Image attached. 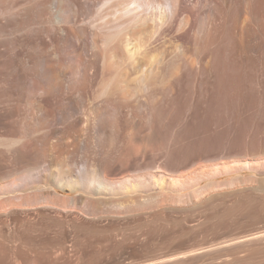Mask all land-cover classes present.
Listing matches in <instances>:
<instances>
[{"label":"rangeland","instance_id":"rangeland-1","mask_svg":"<svg viewBox=\"0 0 264 264\" xmlns=\"http://www.w3.org/2000/svg\"><path fill=\"white\" fill-rule=\"evenodd\" d=\"M33 1L30 3L31 6L40 7V3H44L45 0H37V3ZM53 1L60 2L50 0L49 7L53 5ZM6 2L0 0L2 6L0 8L3 9ZM52 8H49L51 10L48 12L51 16L53 11L51 17H54L56 10ZM97 8H93L97 11L92 10L94 11L91 12L92 17L91 15L89 18L79 17L84 20L78 18L74 24L61 23L60 26L53 20L55 18L49 16L45 26L49 25L48 28L53 32L59 27L73 28L74 31L78 30L77 27L83 30V27L87 37L88 34L89 38L94 37L96 33L91 32L92 26L89 24H99L100 14L97 16L96 14L100 12ZM35 11L37 10H34V13ZM87 30H91V34ZM96 46L94 45V49L88 52V55L84 51L80 52V55L79 52L73 54L70 48L64 52L65 57L72 62L74 60L81 69L87 61L88 66L85 65L84 70L89 68L94 70L99 63L103 65L106 62L104 78L98 77L90 90L81 89L75 92L74 96L79 98L78 101L74 100L75 97L70 90L67 93L65 89L64 96L55 97L41 114L40 111L33 112V108L20 103L19 115L13 117L17 124L12 119L14 122L12 125H16L17 129L25 131L26 134L29 133L27 140L33 144L32 146L29 144L30 153H22L18 146L16 147L19 150L15 146H7L8 138L0 130V264H264V168L256 171L240 170L238 166L236 167V163L241 160L264 157V150L261 151L264 148H258L260 151L257 153L253 147L246 150L238 148L239 151L236 149L238 143L235 140L233 143L236 145L232 140L230 143L229 140H225L227 143L223 141L226 143L225 146L219 143L222 140L220 135L225 131H221V128L214 129L211 123L214 115L213 113L211 115L209 107V93L201 95L185 78V62L194 59L190 48L174 41L167 42L165 48L163 46L159 51L158 59L161 58L162 61L159 70L144 83L146 87H143L135 82L130 73L131 67H129L131 80L124 78L127 70L126 54L121 53L112 60L110 57L101 60L102 54L100 55L101 52ZM54 52H51L52 56L50 54L47 56V64L57 61L59 54L55 52L56 55ZM84 54L89 59L87 57L84 59ZM3 59H7L8 63L7 57ZM58 60L61 61L59 57ZM63 65L65 64L62 63L63 69L67 67ZM109 74L115 77L112 89L114 92L112 91V95H103L101 83L106 81L103 79ZM37 80L38 86L45 87L43 78L39 77ZM118 81L119 84H116ZM123 87L127 89L126 94L123 93L126 89L120 90ZM121 95L126 96L125 99L121 98ZM66 104L69 105V109ZM112 105L121 109L120 117H117L119 124L124 117L129 121L128 132L125 133V135L129 133V146L125 147L126 149L123 146L117 148L121 145L120 138L116 146L113 144L112 149L111 146L110 149L107 148L105 152L108 153L109 149L111 155L107 154L109 163L111 160L113 164L106 165L102 159L105 152L102 153L100 150L101 140L105 139L106 135L100 134L99 122L96 120V123L95 118L97 119L98 115L104 118L112 117L113 113L110 115L111 111L114 112ZM263 105L264 103L260 108L262 111L259 109L261 111L259 116L264 113ZM63 107L68 110H64ZM39 118L45 122L49 121L47 128L50 130L59 128L60 135L48 134L50 130L47 128H44L46 131L38 128L37 132L40 134L39 132L37 134L31 123ZM245 120L247 117L243 115L240 121L244 123ZM62 121L69 123L68 126L65 127ZM258 133L256 135L262 137L263 141L264 136L261 133L264 132L260 126ZM145 137L152 138L155 142L151 148L148 147V152L145 150L146 154L142 147ZM217 139H220L218 144L222 146H216ZM217 147L220 150H217ZM221 147L228 148L222 150ZM230 148L234 149V152L229 151ZM249 150L255 152L251 153ZM119 151H124L122 153L124 156L121 157L120 153V157L116 159ZM217 151H222L219 157ZM226 152L227 155L229 153L228 156ZM236 152L245 155L240 156ZM255 153L258 156L254 155ZM112 155L115 161L111 159ZM57 162L69 164L75 175L82 174L84 169L101 171L113 182L130 180L131 183L120 192L115 190L101 193L91 189L71 192L60 186L45 184L40 178L47 175V170L52 169ZM223 164L230 170H224ZM157 170L166 179L160 182L148 180V174ZM30 171H33L34 176L26 179ZM211 172L212 174L208 176L207 174ZM196 173L203 174L198 178V185L193 181ZM169 179H172L173 183ZM248 179L255 181L251 183ZM232 180L234 186H222ZM240 181L244 183L241 184ZM213 183L221 187L213 189ZM48 186H52L53 195L48 193ZM205 186H208L207 194L198 200L193 192ZM45 192L46 198L50 197L47 198L48 202L43 198L40 201L44 202L19 205L23 202L21 199L34 197L36 194L40 196V193L44 195ZM175 195H181L183 199L177 203L174 200ZM70 197L84 198L85 202L91 201V204L94 202L103 209L98 211L99 207L93 213L88 206V209H85L88 202L85 203V207L67 203L64 205V201L67 202V198ZM138 203L146 207H133L141 205ZM91 204L88 205L91 207ZM126 207H130V211L125 210Z\"/></svg>","mask_w":264,"mask_h":264},{"label":"bare ground","instance_id":"bare-ground-1","mask_svg":"<svg viewBox=\"0 0 264 264\" xmlns=\"http://www.w3.org/2000/svg\"><path fill=\"white\" fill-rule=\"evenodd\" d=\"M3 1L6 2L5 0ZM31 1L33 0H7L4 8H0V130H2L3 134L8 138L7 146H18L22 153L31 152L29 151V147L31 149L33 144L31 145L27 140V134L29 133L26 134L25 131L17 129L15 127L16 125H12L14 120L13 117L19 115L18 113L20 111H18V108L19 106L21 107L20 103H23V105L25 104L31 109L33 108V112L35 110H37V112L40 111L41 114L45 107L48 106V104H50L55 97L58 95L61 96L64 92H66L64 91L65 89L67 90V93L70 90L69 92H72L73 97H75V92L77 93L81 89L90 90L94 81L98 77L102 78L106 73V71H104L105 61L103 65H100V63L98 65L96 64L97 67L94 70H92L93 68H89L91 69L90 72H88L89 69L84 70V66L88 63L86 61L87 59L85 60L86 63L84 62L85 64L82 67L83 71L79 68L80 65L75 64L74 60L72 62L65 57L66 55L64 52L67 48H70L73 54L79 52L80 55V52L84 51V53L88 55L87 53L94 49V45H97L96 47L100 50V55L102 54L103 57H100L101 60H105L109 57L112 60V58L124 53L127 56V70L124 78L126 77L125 79L130 81V78L133 76V78H135V82L143 85V87H146L144 83L155 75L162 63L160 60L161 58L158 59L159 51H161L162 47L166 45L167 42L169 43V41H174L180 45H185L190 48L194 59L190 62H185V78L194 89L200 92L201 95L209 93V107L211 109L210 111H212L211 115L212 113L214 115V120L212 119L213 122L211 123L214 129L221 128V131H225L221 135L219 134L220 139L222 140L217 139L216 146L219 145L220 147L221 145L218 144V140H220L219 143H223L225 140H229V143L230 140H232L233 143L235 140L236 143H238L236 149L239 148L246 150L248 147H253V149L256 148L255 150H257L256 152L258 153V151H260L258 148H264V139L262 141V137L259 138L258 135H256V133H260H258L259 126L264 132V113H260L261 115L259 116V112L262 111L260 108L264 103V99H262V97L264 98V0H59L60 4L57 2V5V3L53 1V5H51V7H49L50 4L48 3L50 0H45L44 3H40L41 8L37 6L34 7V5L31 6ZM34 1L37 3V0ZM0 7L2 6L0 5ZM33 7L35 9H33ZM95 7L99 8L97 9L100 13L96 14V16L100 14V22L98 25H90L92 24L90 23L89 26H92V31L87 30L88 32L94 31V33H96V35L92 34L94 37L91 36L89 38V34L87 37V33L85 34L83 27V30H79V27H77L78 30L76 31H74L73 28L59 27L55 28L57 30L53 32L48 28L49 25L47 27L45 26L47 25L46 21L48 22L49 18H55L53 20H56V23L60 24V26L61 23L74 24V22H77L76 19L78 20L79 17L86 16L89 18L88 16L90 15L92 17L91 12L96 10L93 9ZM49 8L56 10L54 17H51L54 13L53 11H51V16L49 15L48 11L51 10H49ZM34 10L37 11L34 13ZM47 17L49 18L47 19ZM93 18L95 17L93 16ZM79 19L81 20V18ZM82 20H84V18ZM49 22H51V20ZM57 24L55 25L58 27ZM84 24L86 25V23ZM145 31L147 32L145 33ZM96 47L95 51L97 50ZM163 48H165V46ZM52 51L57 52L59 56L54 52V54L57 55V61H53V64H50L51 62L47 64V56L49 54L51 55ZM89 55L91 56V54ZM4 57L8 58V63H6L7 59H3ZM58 57L61 61L58 60ZM86 57L87 56H85L84 59ZM100 58L98 57V59ZM62 63L65 64L63 66L67 65V67H64L63 69ZM76 63H78V61ZM96 63H98V61ZM87 66L88 64L86 67ZM86 67L85 69H87ZM129 67H131L130 73L132 75H130V78ZM109 75L103 79L106 81L104 82L102 80L104 83H101L103 84L101 85V93L103 95H110L113 91V85L115 84H113L115 81H113V78L115 79V77L112 74L111 75L113 77ZM39 77L43 78L45 81V87L43 85L38 86V83L36 84V80ZM116 84H119V81ZM30 86L32 87L31 89ZM115 88L117 89V87ZM121 89L123 90L124 87L120 88V90ZM123 93L126 94L127 89ZM125 97L122 96L121 98L125 99ZM64 99L65 98H63V100ZM75 99L77 98L75 97L74 100ZM204 100L207 99L204 98ZM23 109L25 110V108ZM31 109L29 111H32ZM65 109L67 108H64V110ZM259 109L261 111H259ZM120 110L121 109L115 105L113 106L114 112L111 111L110 113V115L113 113L112 117L104 118L98 115V118H95V121L97 120L99 122V126L98 124L97 126L100 134L106 135V138L101 140V148L103 149L100 148V150L102 153L105 152L107 148L110 149V146L112 149L113 144V146H116V143L120 138H122L119 141L121 145L119 146L117 144V148L122 146L125 148L129 146V133L125 135V133L128 132L127 129L129 128V121L126 117H124L125 119L122 117L123 120H121L120 124L118 123L119 121L117 120V117H120ZM68 112L69 111H67V113ZM36 113H34V116ZM20 115L22 116V113ZM243 115L247 117V120H245L244 123H241V121H244H240L241 117L243 119ZM32 116L29 117L31 118ZM66 116L68 117V115ZM38 117L39 115H37L36 118ZM127 118H129V115ZM15 121L16 120H14V122ZM62 122L65 127L69 124H66L64 121ZM33 123H31L33 127L32 129H35L34 131H36L37 134L39 132H37L38 128L44 130V128L46 129L49 125V121L45 122L44 120H40V118L35 121L34 124ZM55 123L56 121H54V124ZM60 126L63 127V125ZM47 129L50 130V128ZM59 133V128L48 132L50 135H58ZM41 134H43V132ZM261 134L264 136V133ZM45 135H47V133ZM45 135L43 137H45ZM153 142L152 138L145 137L143 139L142 147L145 154V150L147 151L148 147L151 148ZM225 142L227 143V141ZM224 143L223 145L225 146L226 143ZM236 143L234 145H236ZM231 144H229V146ZM224 148H222V150ZM109 149V154L105 152L106 155H104V153V157H102V159H104L103 161H105L104 164L107 163L108 165L112 163L111 160L109 163V158L107 156V154L111 156ZM216 149L220 150L218 147ZM228 150L234 152V149L230 148ZM255 150L253 151L255 152ZM263 150L264 149L261 151L263 152ZM251 151L252 150H249V152ZM253 151L251 153H253ZM123 152L119 151L117 153L118 156L116 157L115 155L116 159L120 157V153L121 157L124 156L122 155ZM211 152L212 151H210V153ZM218 152L219 151L216 153ZM221 152L222 151L217 154L218 157ZM233 152L232 154L234 155ZM237 153L239 155L243 154L236 152V154ZM149 154L147 153V155ZM206 154H208V152ZM212 154H214V152H212ZM225 154L227 155V152ZM209 155L212 156L211 154ZM243 155L242 157H244ZM254 155L258 156L256 153ZM111 159L115 161L113 155ZM233 163L235 162L233 161ZM224 164V170H230L228 167L229 165L227 163L226 164L228 166ZM236 164V167L238 166V169L240 170L251 169L257 171L264 168V157L262 156L261 158L252 160L251 158L244 159ZM230 168H232V166H230ZM47 172V175L40 178L45 184L55 187L60 186L71 192L88 189L98 193L115 190L120 192L126 189V187L131 183L130 180L113 182L103 175L101 171H87L84 169L82 174L75 175L69 164L65 162H57L54 167L52 169H48ZM212 172L214 173V171ZM212 172L207 175H211ZM202 175H194L195 177L193 176V181L197 183L198 178L202 177ZM32 176H34V173L33 171H30L25 178L28 179V177L31 178ZM37 177L40 176L37 175ZM164 177L165 176H163V174H161L158 170L152 174H148L147 176L148 180H158L159 182L166 179ZM169 180L173 183L172 179ZM251 180L248 179V182L253 183L255 181ZM238 181L239 180L237 179L236 182ZM195 182H193L194 185L196 184ZM240 183L242 184L244 182L240 181ZM233 184L234 181L232 180L222 186L228 185L231 187ZM212 185L213 189L214 187L215 189L221 187L216 183H213ZM52 186H48L49 188L47 190L48 193L53 195V192L51 191ZM207 188L208 186H205L202 189L195 190L193 192L194 197L198 198V200L203 199L204 194H207ZM46 193L47 192H45L44 195L43 193H40V196L36 194L34 197L29 196L23 199L20 198L23 202L19 205H33L38 203L43 198L46 202L47 198H50H46ZM200 194L202 197L199 198ZM83 199L84 198L80 197H70L67 198V202L64 201V205L67 203V205H83V207H85V203L88 202V204H91V201L85 202V199ZM182 199L181 195L174 196V200L177 203ZM10 204L12 205V202H10ZM88 204L85 209H88L89 207L93 213H95L97 208L100 207L94 202L92 203L93 205L91 204V207ZM104 205L107 206L109 204ZM143 206L144 204L135 205L133 207ZM126 208L127 209L125 210L131 209L130 207ZM100 209L102 210L103 207H100L98 211H100ZM133 209L137 210L138 208Z\"/></svg>","mask_w":264,"mask_h":264},{"label":"water","instance_id":"water-1","mask_svg":"<svg viewBox=\"0 0 264 264\" xmlns=\"http://www.w3.org/2000/svg\"><path fill=\"white\" fill-rule=\"evenodd\" d=\"M200 251V250H199Z\"/></svg>","mask_w":264,"mask_h":264}]
</instances>
